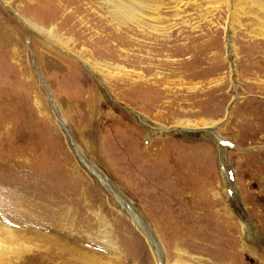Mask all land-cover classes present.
I'll return each instance as SVG.
<instances>
[{
  "label": "rangeland",
  "instance_id": "rangeland-1",
  "mask_svg": "<svg viewBox=\"0 0 264 264\" xmlns=\"http://www.w3.org/2000/svg\"><path fill=\"white\" fill-rule=\"evenodd\" d=\"M92 1L0 0V217L20 209L42 234L54 223L71 249L25 257L264 264V0H147L127 24ZM71 89L85 104L94 93L114 161L81 105L70 112Z\"/></svg>",
  "mask_w": 264,
  "mask_h": 264
},
{
  "label": "bare ground",
  "instance_id": "bare-ground-1",
  "mask_svg": "<svg viewBox=\"0 0 264 264\" xmlns=\"http://www.w3.org/2000/svg\"><path fill=\"white\" fill-rule=\"evenodd\" d=\"M31 1V0H30ZM39 1V0H37ZM52 3H57L58 6H60L59 11L62 12L67 6L76 5L74 7L75 11H83L82 5H84V1L87 3H93L92 0H51ZM147 0H98L100 2L101 7L100 8H107L109 10V15L111 20L117 21L121 24H127L132 22L133 20L137 21V18L140 17V19H145L146 14L144 12L151 10V8L148 6L149 3L146 2ZM47 0H40V5L38 8H42L45 6V3ZM99 8V10H100ZM58 11V12H59ZM86 13L89 12V16L92 19H98L100 16L96 12L90 13L88 10H84ZM107 12V11H106ZM70 14L67 15H73L74 13L68 12ZM144 15V16H143ZM88 16V15H86ZM97 16V17H96ZM22 21L28 25L31 29L35 30L38 33H42L44 35H50L51 30H46L42 27L37 26L36 24L30 22L29 20L22 19ZM95 21V20H94ZM54 36V35H53ZM50 37V36H49ZM52 37V35H51ZM58 37V36H56ZM60 38V36H59ZM61 122V121H60ZM181 127V126H179ZM60 128L65 133L66 137L69 139V144L72 147V150L75 151L76 145L74 144V141L72 139V136L66 126L63 122H61ZM63 128H66L67 131ZM199 128V127H197ZM203 130L206 127H201ZM75 155L79 156L78 159L80 160L81 155L78 151H75ZM85 160H83L84 162ZM86 164V161H85ZM84 168L90 172V174L97 179V181L100 182V184H103V182H106L102 179L99 173L94 172L92 168L86 164V166L83 164ZM101 177V179H100ZM103 181V182H102ZM105 186L109 187V184H104ZM104 186V187H105ZM84 193V191H83ZM225 193V192H224ZM118 199L120 196H118ZM122 200V198H120ZM119 199V200H120ZM2 207V206H1ZM18 211V209H17ZM20 211V209H19ZM18 211V212H19ZM16 211H7L6 207L2 210V215L4 218L2 219L0 217V264H8V261H14L12 264H32L33 262H38V259H40V256L31 253V258H26L25 254H28L31 250L30 248H43L47 251L54 250L55 252H59L65 255L71 254V249H67V245H58V239L56 238L55 233H53L55 225L54 223H50L49 232L42 234L38 230L33 231V225H31L30 228L26 229L28 225H25L24 221L21 222V219L18 218ZM132 215V213H131ZM25 219V218H24ZM27 223V222H26ZM28 224V223H27ZM28 230V231H26ZM56 230V229H55ZM28 232V233H27ZM150 239V235L148 237ZM151 240V239H150ZM28 244H32L33 246H28ZM37 251V250H36ZM39 251V250H38ZM37 251V252H38ZM78 255H80L79 259L77 260L81 264H90L92 259L88 258L89 256H86L83 253H80L77 250H74ZM32 252V251H31ZM44 252V251H43ZM73 253V251H72ZM12 256V257H11ZM30 257V256H29ZM154 257V256H153ZM14 258V259H13ZM54 259V258H53ZM44 260L45 259H41ZM48 262V261H47ZM40 264V263H38Z\"/></svg>",
  "mask_w": 264,
  "mask_h": 264
},
{
  "label": "crops",
  "instance_id": "crops-1",
  "mask_svg": "<svg viewBox=\"0 0 264 264\" xmlns=\"http://www.w3.org/2000/svg\"><path fill=\"white\" fill-rule=\"evenodd\" d=\"M80 82L81 81H79L78 82V79L77 78H75V80H73V84L75 85V86H78V84L80 85ZM71 90H73V89H71ZM70 90V91H71ZM82 92V91H84L83 89H79L78 91H76L75 89L72 91L73 92V94H71L70 96H71V98H69V101L70 102H73L74 104H72V106L70 107V112L74 115V114H76V111L75 110H78L77 108H79V104L81 105V108L84 110V112L83 113H85V114H83L84 115V117H83V119H85L86 121H93V124H94V127H92L93 129L92 130H94L95 132H93V134L95 133H97V134H99V132L101 131V137L99 136V135H97V136H94V138H95V141L96 142H94V143H96V146L98 145L99 146V153H101L102 152V150H103V152H102V154L104 155V159L107 161V156H108V158L111 156L112 158H110V159H113V161H114V158H115V156H114V153H111V152H113L114 151V147H113V145L111 146V147H109L108 145H109V143H103L104 142V140H106V137L105 136H102V131H103V129L105 128V126L107 125L106 124V122L101 126L100 125V122H101V120H100V113H101V109L99 108V106L96 104L97 103V101L98 100H96V98L94 97V93H92V99H91V101L89 100V99H87L86 98V100L89 102L88 104H85V102L83 101L84 100V98H80V97H76V93L77 92ZM73 98V99H72ZM76 98V99H75ZM112 121H111V124H113V123H115V121H116V119L114 118V119H111ZM105 125V126H104ZM101 126V127H100ZM87 128H89V126H77V127H75L74 126V129H76V131H77V133H80V132H85L86 133V131H88L87 130ZM91 130V131H92ZM100 130V131H99ZM104 135V134H103ZM104 147V148H103ZM109 151H111L110 152V154H109ZM108 165V164H107ZM110 165V164H109ZM112 166H113V164H112ZM111 165H110V167H112ZM124 168V165H118V169L119 170H121V169H123ZM113 170H115V167L113 166ZM116 171V170H115Z\"/></svg>",
  "mask_w": 264,
  "mask_h": 264
},
{
  "label": "water",
  "instance_id": "water-1",
  "mask_svg": "<svg viewBox=\"0 0 264 264\" xmlns=\"http://www.w3.org/2000/svg\"><path fill=\"white\" fill-rule=\"evenodd\" d=\"M60 124H61V122H60ZM63 129H65L66 131H67V129L66 128H63ZM174 130H176V131H178L177 129H173L172 131H174ZM179 131H183L182 129L181 130H179ZM185 131H187V130H185ZM194 132V131H193ZM195 132H198V131H195ZM67 133H68V131H67ZM69 134V133H68ZM79 157V156H78ZM80 161H82L83 162V159L82 158H80ZM85 166H86V164L85 163H83ZM95 172V171H94ZM100 179H101V177H100ZM102 180V179H101ZM103 182V181H102ZM107 182H103V186H105L104 184H106ZM105 187H107V186H105ZM109 192H111L110 190H109ZM114 200H115V198H114ZM136 216H138L137 214H136Z\"/></svg>",
  "mask_w": 264,
  "mask_h": 264
}]
</instances>
